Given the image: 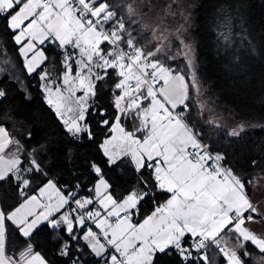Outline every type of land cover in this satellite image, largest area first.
Wrapping results in <instances>:
<instances>
[{
  "label": "snow or ice",
  "instance_id": "snow-or-ice-1",
  "mask_svg": "<svg viewBox=\"0 0 264 264\" xmlns=\"http://www.w3.org/2000/svg\"><path fill=\"white\" fill-rule=\"evenodd\" d=\"M176 3L0 0V59L9 63L11 41L65 134L98 153L85 161L81 195L86 184L58 187L46 149L21 156L22 141L0 123V264H53L34 240L42 228L60 264H221L216 255L264 264V178L240 175L227 150L251 125L226 122L201 99L185 26L162 27ZM180 57L184 69L170 63ZM213 135L225 143L214 147Z\"/></svg>",
  "mask_w": 264,
  "mask_h": 264
},
{
  "label": "trees",
  "instance_id": "trees-1",
  "mask_svg": "<svg viewBox=\"0 0 264 264\" xmlns=\"http://www.w3.org/2000/svg\"><path fill=\"white\" fill-rule=\"evenodd\" d=\"M177 1L185 9V15L189 19L187 34H190L191 41L195 44L197 73L202 82L210 87V93L207 94L215 109L219 114L222 113L228 123H252L243 139L235 145V154H232L231 147L227 148L231 166L245 178L264 176V127H261L264 126V0ZM225 13L233 20L239 17L241 32L243 36H247L248 46L257 52L259 59L251 72L245 67L242 75L235 79L229 71L222 69V64L214 59L215 51L211 50L215 42L211 26L223 23ZM176 44L173 41V52L176 51ZM246 52L249 55L251 51ZM6 59L9 61L5 65L7 73L0 77V87L5 89L7 96L0 99V123H6L14 137L22 141L21 156L46 149L42 152V163L45 167H50V176L56 179L58 187H72L77 182L86 184L81 191V195H84L87 187H90L85 179L88 175L84 170L85 161L98 157L96 144L87 141L72 142L65 134L62 123L44 102L38 76H29L23 69V62L11 41L7 42ZM170 63L174 67L185 68L183 59ZM103 99L108 101L107 96ZM230 115L234 118H230ZM91 124L99 142L104 133L97 127L94 119ZM126 124L131 127L130 121ZM29 130L33 132V137L30 141H25ZM211 142L214 147L225 143L217 135L212 136ZM252 159L260 160L257 168L252 167ZM112 180L116 184L125 183L124 179L118 180L116 177H112ZM50 233V229L42 228L35 234L34 240L37 241V248H42L53 264H60L61 258L55 253ZM208 254L212 256L213 250L210 249ZM215 259L222 264V257L216 255Z\"/></svg>",
  "mask_w": 264,
  "mask_h": 264
},
{
  "label": "rangeland",
  "instance_id": "rangeland-1",
  "mask_svg": "<svg viewBox=\"0 0 264 264\" xmlns=\"http://www.w3.org/2000/svg\"><path fill=\"white\" fill-rule=\"evenodd\" d=\"M159 2L166 4V3H169L170 0H159ZM173 8L177 12V15L166 17L162 27H166L171 32L175 28L180 26L181 24L185 26V31L183 32V39L187 43L192 45L193 50H194L195 63L198 69V64H197L196 56H195V44L193 43V41H191L190 34L189 36L187 34L189 19L187 18V20H185V17H187L185 15V9L179 6L178 1L176 4H173ZM180 13H183V15H181ZM228 17L230 16L227 15L223 17L224 19L223 23L219 22L218 24L215 23L211 26V31L213 34V38L215 40L211 50L215 51L214 59L219 61L222 64V69L225 71H229V74L233 76V78L235 79V78H238L240 75H242L245 67L247 68L248 71L250 70L252 71L254 69V65L258 62L259 59H258L257 52L252 51V48L248 46L247 36H243V33L241 32L242 31L241 26H239V22L241 23V20L239 19V17H236L234 20L231 18L230 28L226 26V21ZM152 22L158 23V21H155V20H153ZM221 31L228 34L227 45H226V42L223 40V38H221L220 36ZM170 40L172 42V46H173V41L175 44L177 43L176 51H178L179 40L175 36H171ZM247 50L251 51L249 55L246 52ZM180 59H182V57H180ZM183 63L185 62L183 61ZM12 70H15V69H12ZM198 78L200 79L199 76ZM200 81L205 90L204 96L201 97V99L204 100L209 105V107L213 108L214 103L212 102L211 98L207 94V93H210L209 92L210 87L206 86L202 82L201 79ZM218 115L220 117H223L224 120L226 121V118L222 115V113L219 114L218 112ZM230 118L233 119L234 116L230 115ZM230 123L234 125L240 122H236V123L230 122ZM246 124L252 126V123L248 122ZM259 177L264 178V176H259ZM261 182L264 183V179H262ZM253 259L255 260L256 257L254 256Z\"/></svg>",
  "mask_w": 264,
  "mask_h": 264
},
{
  "label": "crops",
  "instance_id": "crops-1",
  "mask_svg": "<svg viewBox=\"0 0 264 264\" xmlns=\"http://www.w3.org/2000/svg\"><path fill=\"white\" fill-rule=\"evenodd\" d=\"M6 57H7V51H6ZM5 63H3V59H0V70H2V71H0V77L2 76V75H4L5 73H7V70L5 69ZM213 109H214V111L218 114V111L215 109V106H214V104H213ZM227 122V121H226ZM231 124V123H230Z\"/></svg>",
  "mask_w": 264,
  "mask_h": 264
},
{
  "label": "built area",
  "instance_id": "built-area-1",
  "mask_svg": "<svg viewBox=\"0 0 264 264\" xmlns=\"http://www.w3.org/2000/svg\"><path fill=\"white\" fill-rule=\"evenodd\" d=\"M209 250H210V249H209ZM209 250H208V251H209Z\"/></svg>",
  "mask_w": 264,
  "mask_h": 264
}]
</instances>
